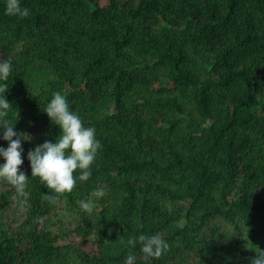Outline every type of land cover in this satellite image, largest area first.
<instances>
[{
  "label": "trees",
  "instance_id": "1",
  "mask_svg": "<svg viewBox=\"0 0 264 264\" xmlns=\"http://www.w3.org/2000/svg\"><path fill=\"white\" fill-rule=\"evenodd\" d=\"M20 3L26 18L0 0L7 119L44 129L21 144L27 203L0 192V264H147L128 244L141 234L169 246L151 264L264 251V0ZM56 92L102 148L90 179L50 200L27 157L60 135L43 112Z\"/></svg>",
  "mask_w": 264,
  "mask_h": 264
},
{
  "label": "clouds",
  "instance_id": "2",
  "mask_svg": "<svg viewBox=\"0 0 264 264\" xmlns=\"http://www.w3.org/2000/svg\"><path fill=\"white\" fill-rule=\"evenodd\" d=\"M5 12L11 16L26 18L30 14V9L21 7L20 0H6ZM12 72L10 60L0 61V132L3 140L8 142L5 149L0 147V158L4 163H0V182L13 187L17 196L21 199V204L27 203L26 191L30 180L22 171L23 164L21 147L22 141H28L27 133H17L15 125L7 119L9 111L13 108L6 98L8 85L6 81ZM47 114L53 125L60 129V135L56 141H46L42 145L35 147L34 151L28 153L27 159L30 161L31 178H39L51 195H46L48 199L55 200L57 195L70 193L77 181H87L92 176V165L95 163L98 151L102 144L96 138L94 127H85L81 117L71 110L68 100L59 92L53 94V98L43 111ZM105 196L102 188L93 190L89 199L81 200L80 207L87 213H91L95 207V201ZM141 245V255L147 264L161 257L168 249L166 241L158 235L132 237L128 244L135 247ZM137 256L129 252L123 264H135ZM250 264H264V251L257 253Z\"/></svg>",
  "mask_w": 264,
  "mask_h": 264
},
{
  "label": "rangeland",
  "instance_id": "3",
  "mask_svg": "<svg viewBox=\"0 0 264 264\" xmlns=\"http://www.w3.org/2000/svg\"><path fill=\"white\" fill-rule=\"evenodd\" d=\"M44 127L43 126H39V127H30L27 131V134L30 137H34V136H38L39 134H41L43 132ZM11 186H9L6 183L0 182V192L5 191L7 189H10ZM20 217V215H19Z\"/></svg>",
  "mask_w": 264,
  "mask_h": 264
}]
</instances>
